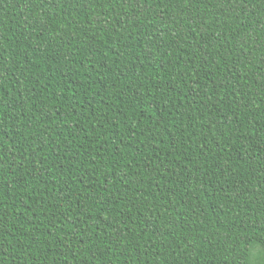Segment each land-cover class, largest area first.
I'll return each instance as SVG.
<instances>
[{
	"label": "trees",
	"instance_id": "1",
	"mask_svg": "<svg viewBox=\"0 0 264 264\" xmlns=\"http://www.w3.org/2000/svg\"><path fill=\"white\" fill-rule=\"evenodd\" d=\"M0 264H264V0H0Z\"/></svg>",
	"mask_w": 264,
	"mask_h": 264
}]
</instances>
